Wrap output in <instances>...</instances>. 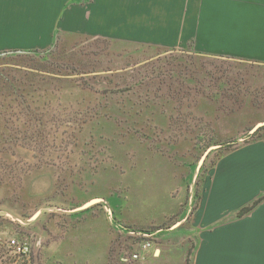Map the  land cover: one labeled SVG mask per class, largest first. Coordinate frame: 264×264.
I'll list each match as a JSON object with an SVG mask.
<instances>
[{
    "label": "rangeland",
    "instance_id": "obj_1",
    "mask_svg": "<svg viewBox=\"0 0 264 264\" xmlns=\"http://www.w3.org/2000/svg\"><path fill=\"white\" fill-rule=\"evenodd\" d=\"M96 1L65 6L71 19L81 6L92 13L84 34L55 27L41 52L0 57V69L52 77L28 100L0 92L12 106L0 118V264H194L192 217L228 151L198 166L264 123V66L120 41L96 31ZM198 66L207 78L195 83ZM146 241L143 259L129 260Z\"/></svg>",
    "mask_w": 264,
    "mask_h": 264
},
{
    "label": "crops",
    "instance_id": "obj_2",
    "mask_svg": "<svg viewBox=\"0 0 264 264\" xmlns=\"http://www.w3.org/2000/svg\"><path fill=\"white\" fill-rule=\"evenodd\" d=\"M68 1L0 0V50H41L54 42L55 27L84 34L92 13L81 6L71 19ZM94 24L130 44L264 66V0H99ZM192 225L200 239L194 264H264V139L217 161L203 181Z\"/></svg>",
    "mask_w": 264,
    "mask_h": 264
},
{
    "label": "trees",
    "instance_id": "obj_3",
    "mask_svg": "<svg viewBox=\"0 0 264 264\" xmlns=\"http://www.w3.org/2000/svg\"><path fill=\"white\" fill-rule=\"evenodd\" d=\"M48 51V50H46ZM41 51L39 50H34V51H5V52H1L0 53V57H6V56H10V55H19V54H31V53H39ZM45 52V51H43ZM170 53L172 51H165L162 49V53ZM219 59V58H218ZM5 64V63H2ZM17 67H22L21 65H16V67H4L3 69H0V92L2 94H6V95H16L17 97H22L26 100H28L29 98H33L36 97V93H38L37 91V85H40V83L43 82H48L49 80H51L52 77H43L44 75L41 74V72H44V70H40V72H35L34 67H27L29 69H31V71L29 70H23L22 68H17ZM189 68V67H188ZM191 69V73H190V79L197 83L199 81H201V79H206L207 78V71L205 69H203L201 66H198L196 68H189ZM182 71V70H181ZM13 72H16V74H20L19 76L12 75ZM48 72V71H45ZM51 73V72H49ZM217 81V80H216ZM224 83V84H222ZM217 84V83H216ZM218 86L219 92L220 94L218 95V92L216 93V96H223L225 95L223 88H225V82H222V80L220 81ZM237 87V86H236ZM235 90V88H234ZM238 92H240L241 90L239 89V87L237 88ZM264 90V89H262ZM226 96V95H225ZM216 101L219 100L218 97L215 98ZM23 101V100H22ZM12 104V103H11ZM9 107H12L10 105H1L0 106V118L2 116V113L4 112V110L8 111ZM4 137L0 135V144H4L6 141L3 139ZM264 139V127L259 128L254 134L252 135H248L247 140L245 141L244 144H248L257 140H261ZM240 146V144L237 143H230L227 145H222V148H225V151L227 150L228 152L224 153L223 155L220 156V158L222 156H224L225 154L237 149ZM220 152V151H218ZM197 197H199V195H197ZM263 200V197L259 198L258 200L254 201L251 205L243 208L242 210H240L237 213L238 217H241L245 214H247L248 212H250L254 207H256L261 201Z\"/></svg>",
    "mask_w": 264,
    "mask_h": 264
},
{
    "label": "built area",
    "instance_id": "obj_4",
    "mask_svg": "<svg viewBox=\"0 0 264 264\" xmlns=\"http://www.w3.org/2000/svg\"><path fill=\"white\" fill-rule=\"evenodd\" d=\"M8 246L10 248H12L16 253L18 254H26V252L28 251V247H26L25 245H20V243L15 240V239H11L10 241H8ZM153 244L151 241H146L144 243H142L140 245V250L139 251H133V253L131 254L129 260L133 261V262H137L143 259V253H146L147 251H149L152 248Z\"/></svg>",
    "mask_w": 264,
    "mask_h": 264
},
{
    "label": "water",
    "instance_id": "obj_5",
    "mask_svg": "<svg viewBox=\"0 0 264 264\" xmlns=\"http://www.w3.org/2000/svg\"><path fill=\"white\" fill-rule=\"evenodd\" d=\"M261 127H264V123H259V124H257V125H256V126L250 131V133H249L248 135H252V134H254V133H255L259 128H261ZM247 138H248V137H247ZM245 139H246V138H245ZM245 139H244V140H245ZM221 148H222V146H220V145L213 146V147L209 148L208 151H206V153L204 154V156H203V158H202V160H201V162H200V164H199V166H198V171H199L200 167L202 166V164H203L204 160L206 159V157H207L211 152H213L214 150H218V149H221ZM101 201H102L101 199H94V200H91V201L87 202L86 204H84L82 207L76 209V211H83V210H86V209H88V208H90V207H92V206H94V205L100 203ZM178 225H180V224H177V226H178Z\"/></svg>",
    "mask_w": 264,
    "mask_h": 264
}]
</instances>
